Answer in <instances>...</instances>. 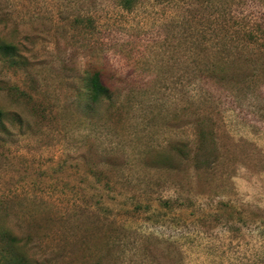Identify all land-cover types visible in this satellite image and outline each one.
Returning <instances> with one entry per match:
<instances>
[{"label":"rangeland","instance_id":"rangeland-1","mask_svg":"<svg viewBox=\"0 0 264 264\" xmlns=\"http://www.w3.org/2000/svg\"><path fill=\"white\" fill-rule=\"evenodd\" d=\"M0 35L29 63H0V230L42 264H264V0H0Z\"/></svg>","mask_w":264,"mask_h":264},{"label":"trees","instance_id":"trees-1","mask_svg":"<svg viewBox=\"0 0 264 264\" xmlns=\"http://www.w3.org/2000/svg\"><path fill=\"white\" fill-rule=\"evenodd\" d=\"M135 1L136 0H119V3L125 9H132ZM227 14L228 13H226V11L221 13L223 18H225ZM228 17L226 19V23L230 22ZM245 35L247 34L245 33ZM0 63L8 64L10 66L20 65L21 68H24V70H27L29 67L27 58L21 54L18 45L5 39L1 35ZM1 81L2 80H0V83ZM1 87L6 89L5 86L0 85V88ZM86 91L88 104L90 106L109 102L115 97L111 86L104 79L102 70L89 72ZM7 114L8 113L5 109L0 105V133L6 127L5 120L8 116ZM16 118L17 116H15V119ZM201 145L202 143L200 140L198 150H201ZM175 150L177 154L181 155V157L185 155L189 157L192 153V150L188 149L187 145L181 142L177 144ZM164 203L168 205L169 202L165 201ZM28 242H30V240H25L19 237L10 229L0 230V264H42L38 258H36L32 253H29V250L27 249Z\"/></svg>","mask_w":264,"mask_h":264}]
</instances>
